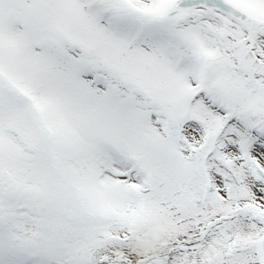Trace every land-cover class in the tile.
Here are the masks:
<instances>
[{"label": "snow or ice", "instance_id": "obj_1", "mask_svg": "<svg viewBox=\"0 0 264 264\" xmlns=\"http://www.w3.org/2000/svg\"><path fill=\"white\" fill-rule=\"evenodd\" d=\"M0 264H264V0H0Z\"/></svg>", "mask_w": 264, "mask_h": 264}]
</instances>
